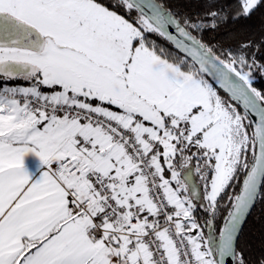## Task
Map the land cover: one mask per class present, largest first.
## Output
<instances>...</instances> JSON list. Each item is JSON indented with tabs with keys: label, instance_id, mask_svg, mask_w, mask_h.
<instances>
[{
	"label": "snow or ice",
	"instance_id": "obj_1",
	"mask_svg": "<svg viewBox=\"0 0 264 264\" xmlns=\"http://www.w3.org/2000/svg\"><path fill=\"white\" fill-rule=\"evenodd\" d=\"M214 2L0 0V264H264V36L205 39L264 0Z\"/></svg>",
	"mask_w": 264,
	"mask_h": 264
},
{
	"label": "trees",
	"instance_id": "obj_2",
	"mask_svg": "<svg viewBox=\"0 0 264 264\" xmlns=\"http://www.w3.org/2000/svg\"><path fill=\"white\" fill-rule=\"evenodd\" d=\"M172 2L189 14L203 13L209 10V0H172ZM211 7L235 10L238 9L239 4L238 0H215ZM262 36H264V7L254 11L250 18H241L235 21L230 19L217 31L205 33L206 40L211 41L214 38L233 49L238 47L241 41L259 42ZM160 43L165 44L166 42L160 39ZM261 51L264 52V48ZM257 59H260L259 55ZM254 75L256 78L253 86L258 90H264V76L259 73ZM262 224H264V205L258 203L248 217L242 235V242L249 249V256L253 260L264 254Z\"/></svg>",
	"mask_w": 264,
	"mask_h": 264
},
{
	"label": "water",
	"instance_id": "obj_3",
	"mask_svg": "<svg viewBox=\"0 0 264 264\" xmlns=\"http://www.w3.org/2000/svg\"><path fill=\"white\" fill-rule=\"evenodd\" d=\"M253 210V209H252Z\"/></svg>",
	"mask_w": 264,
	"mask_h": 264
}]
</instances>
